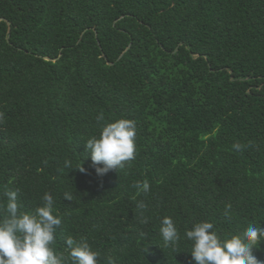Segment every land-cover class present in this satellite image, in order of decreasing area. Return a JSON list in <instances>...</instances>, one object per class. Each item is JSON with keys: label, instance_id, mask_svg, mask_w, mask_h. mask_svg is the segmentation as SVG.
<instances>
[{"label": "trees", "instance_id": "trees-1", "mask_svg": "<svg viewBox=\"0 0 264 264\" xmlns=\"http://www.w3.org/2000/svg\"><path fill=\"white\" fill-rule=\"evenodd\" d=\"M99 114L136 123L135 159L103 175ZM16 190L25 211L52 195L55 254L84 237L98 264H196L194 221L264 227V0H0V202Z\"/></svg>", "mask_w": 264, "mask_h": 264}, {"label": "clouds", "instance_id": "clouds-1", "mask_svg": "<svg viewBox=\"0 0 264 264\" xmlns=\"http://www.w3.org/2000/svg\"><path fill=\"white\" fill-rule=\"evenodd\" d=\"M98 132L85 142L92 167L97 175L123 167L125 162L135 159L136 123L132 119L119 118L104 122L103 114L97 116ZM234 148L239 150L240 144ZM102 165V166H101ZM65 168H73L70 160H65ZM81 172L86 171L82 166ZM139 190L147 193L150 185L147 181L137 184ZM6 202H0V264H98L100 253L81 237H66L67 258L57 255L51 247L55 232L61 224L59 215L54 214L52 195L45 193L43 203L32 211H25L17 201L18 190L5 193ZM65 199L71 195L64 194ZM145 209L143 202L138 204ZM231 204L225 207L228 216ZM142 215V211H141ZM147 223L146 219L141 220ZM214 224L207 220L194 221L186 229L184 237L191 242V257L196 264H264L253 254V248L264 240V227L248 225L239 234H218ZM165 245L175 246L181 239L172 218H162L159 228ZM109 264L113 261L109 260Z\"/></svg>", "mask_w": 264, "mask_h": 264}]
</instances>
